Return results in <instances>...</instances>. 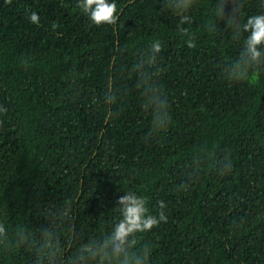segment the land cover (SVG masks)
Segmentation results:
<instances>
[{
    "label": "trees",
    "instance_id": "trees-1",
    "mask_svg": "<svg viewBox=\"0 0 264 264\" xmlns=\"http://www.w3.org/2000/svg\"><path fill=\"white\" fill-rule=\"evenodd\" d=\"M115 2L117 24L97 26L76 0H0V105L8 109L0 114V221L10 233L38 229L62 206L70 218L58 225L61 241L76 233L86 242L110 231L116 200L135 191L154 215L166 205L167 222L142 234L151 264H264V72L234 83L219 69L247 33L233 39L223 19L209 32L216 0H197L193 23L183 25L197 35L188 48L163 0ZM262 3L242 0L240 22ZM157 39L164 71L156 79L172 116L161 133L151 131L132 70ZM110 86L119 96L106 104ZM202 145L228 155L232 171L205 169L182 190L184 165ZM32 259L24 248L0 253V264Z\"/></svg>",
    "mask_w": 264,
    "mask_h": 264
},
{
    "label": "clouds",
    "instance_id": "clouds-1",
    "mask_svg": "<svg viewBox=\"0 0 264 264\" xmlns=\"http://www.w3.org/2000/svg\"><path fill=\"white\" fill-rule=\"evenodd\" d=\"M242 0H216L211 17L206 22V29L215 32L218 21H226L227 29L232 30L233 39H239L243 33V43L238 56L219 66L221 76L234 83L251 82L254 74L264 72V11L249 15L241 23L239 12ZM11 3V0H6ZM197 0H163V8L178 18V29L184 36L188 48L196 47V33L185 24H192L190 11ZM233 7L226 15V5ZM75 7L85 14L95 25H116L119 19L115 0H76ZM264 8V3L261 4ZM31 23H39L36 12L27 14ZM57 27L53 25V28ZM162 43L154 40L146 55L138 58L133 65V71L139 77L142 97V109L151 117V131L165 132L172 123L169 101L163 88L157 82L164 69L158 64V54L162 51ZM26 63V61H22ZM119 90L108 88L104 101L113 104L117 101ZM8 109L0 105V114H6ZM108 117L114 114L109 111ZM186 180L180 189L188 190L190 182H194L201 171H215L218 175H227L232 171L233 163L228 155L216 157L206 146H200L184 165ZM164 201L158 202L159 211L154 215L148 207L145 196L135 191H125L116 200L118 217L113 218L110 231L104 232L99 238L92 237L86 242H78L80 237L73 233L71 240L61 241L58 225L68 220L66 208L47 210L44 215L48 220L45 227L32 229L26 224L17 226L9 232L3 221H0V253H6L24 248L33 259L31 264H151L153 245L142 241V234L151 231L161 222H167ZM236 226L243 223L235 222ZM73 243L76 244L74 251Z\"/></svg>",
    "mask_w": 264,
    "mask_h": 264
}]
</instances>
